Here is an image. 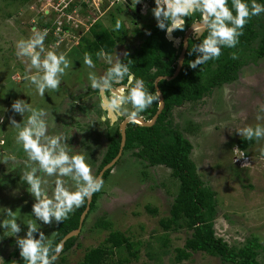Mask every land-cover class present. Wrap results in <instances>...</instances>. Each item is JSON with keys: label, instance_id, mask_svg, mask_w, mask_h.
Segmentation results:
<instances>
[{"label": "rangeland", "instance_id": "rangeland-1", "mask_svg": "<svg viewBox=\"0 0 264 264\" xmlns=\"http://www.w3.org/2000/svg\"><path fill=\"white\" fill-rule=\"evenodd\" d=\"M71 1L72 6L68 8L70 11L66 10V18L72 28L62 32L57 30L52 34L53 37L50 36L51 40L44 41L46 51L66 54L71 67L66 70L58 92L46 91L45 96L40 97L35 93L34 87H29L24 79L26 63L17 58L15 45L17 41L30 37L33 27L43 30V24H55L56 21L64 19L63 9ZM120 1L125 5L129 3L125 0ZM132 1L135 5V0ZM107 2L0 0V115L5 116L4 124L0 125V140L4 141L0 144V160L5 154H14L17 157L15 162L0 164V220L5 218L4 208H11L16 212L17 222L22 227L20 236L26 233L24 224L31 218L34 200L26 191L27 185L20 180L25 170L26 156L22 148L15 143V130L8 127L7 117L13 114L10 110L8 112L5 110L10 109L11 102L23 99L35 108L45 109L48 112L45 118L48 123V134L63 133L67 138L70 154L79 151L95 177L108 149L107 134H114L117 127L121 130V125L126 120L123 116L118 118L108 116L101 108L103 97L91 88L88 73L95 71L102 75L108 65L100 59L95 69L85 66L83 62L85 45L81 43V39L99 23L111 29L112 12L127 30V37L124 41H118L112 55L124 51L133 53L148 32L145 27L155 25L156 21L151 11L148 15H143V18L134 20L132 17L134 10L129 5L127 13L120 14L116 8L107 7L115 4L116 0ZM256 2L264 4V0ZM252 19L254 30L258 34L252 45L253 51H256L259 44L264 43L262 42L264 13ZM174 37L180 40L179 44L173 42V46L178 49L184 35L177 37L174 33ZM121 59L125 61L126 58L121 56ZM147 91L153 93L149 89ZM262 106H264V55L257 57L256 53L248 51L237 81L213 90L210 96L200 101L185 102L173 108L169 114L170 121H173L174 126L193 145L192 160L197 166L198 174L206 186L216 192L218 202L216 234L231 246L241 247L248 239H255L264 247V160L259 158L264 140L253 139L255 143L246 151L247 161L251 167L242 168V163L235 158L236 153L240 157L241 151H233L234 147H237V141L244 139L236 133L238 128L246 125L254 127L258 123L264 125V120L255 119ZM242 112L246 114L247 119L241 115ZM15 119L19 122L22 118L17 115ZM147 167L145 162L130 152L120 158L104 182L96 209L91 213L89 210L86 216L88 218L85 227L77 236V245L63 255L66 264H78L90 248H96L104 242L109 231L95 227V223L101 217L110 220L113 228L124 232L132 242L140 243L139 258H131L128 264H174V250L185 245L188 233H170L169 255L162 254L158 238L165 235L160 222L169 215L178 184L172 177L170 169L164 166ZM45 179L48 180L45 187H51L56 178ZM64 180L69 190L74 191V182L67 177ZM148 208L156 209V214ZM56 229V225L41 228L51 240L56 234ZM15 239L14 235L0 228L1 261L12 256L13 252L19 251ZM263 247L259 256L262 264ZM152 252L154 256L151 255ZM125 258H130L127 251H116L115 261ZM183 264L222 262L200 252L195 253Z\"/></svg>", "mask_w": 264, "mask_h": 264}, {"label": "clouds", "instance_id": "clouds-1", "mask_svg": "<svg viewBox=\"0 0 264 264\" xmlns=\"http://www.w3.org/2000/svg\"><path fill=\"white\" fill-rule=\"evenodd\" d=\"M128 2L127 5L142 16L148 15L151 11L156 27L164 31L168 39H172L176 31H185L187 18L200 14V20L191 25L192 38L199 39V43H195L191 51L188 50L189 56L195 55L194 60L188 61V67L193 70L200 69L210 60L218 59L222 55V48H235L248 21L264 13V4L257 3L256 0H251L250 4L245 0H231V8L228 6L229 0H154L149 8L144 0H135V5L132 4L134 3L132 0ZM121 4V7L127 8V5L120 0L107 7L117 8ZM71 6L72 1L63 9L65 17L60 19L63 22L62 30L58 29L60 26L57 21L52 24L56 25L54 30L33 27L30 37L16 42V56L26 63L24 79L29 87H34L35 93L40 97H44L46 91L58 92L66 70L71 67L66 54L46 51L44 45L48 31L54 34L57 30L66 31L63 30V26L72 28L66 18V10L70 11L68 8ZM121 27L122 23L118 19L114 31H119ZM150 34L146 32V35ZM176 43L179 44V41ZM129 55V52L124 51L120 54L115 52L113 56L101 49L96 56L105 61L108 67L102 75L90 71L88 80L91 88L103 97L101 108L108 116L113 118L123 116L129 123H137L139 117L144 119L140 116L141 113L150 108L154 102L162 106L163 101L158 90L154 94L147 91L144 81L138 79L130 70V59L128 63L122 61L121 56L125 59ZM232 59H238V56L232 53ZM83 62L89 69L96 68L90 53L85 52ZM180 64L183 67V61H180ZM106 93L111 95H105ZM9 110L13 115L7 117L8 127L15 130V143L22 148L26 156V166L20 180L27 185L26 191L33 198L34 203L31 206V218L24 224L27 229L24 236L19 235L22 227L17 222L16 212L11 208H4L5 218L0 220V228L16 237L15 244L25 264H56L62 252V245L53 246V241L41 230L42 226L59 225L67 220L70 213L80 208L86 200L90 201L93 194L102 190L104 180L102 176L92 175L91 167L79 151L70 154L71 150L63 133L48 134V123L45 119L48 112L45 109L35 108L26 100L15 99L11 102L10 109H6L5 112ZM261 113H264V106L260 107L255 116L257 121L264 120V115ZM17 115L22 118L19 122L15 119ZM241 115L247 119L245 113L242 112ZM4 121L5 116L0 115V125L4 124ZM236 133L248 141L264 140V125L259 123L254 127L246 125L238 128ZM3 143L4 141L0 140V144ZM233 151L239 152L240 149L234 147ZM236 157H238L237 153ZM239 158L242 168L252 166L247 161L248 157L245 153L241 152ZM259 158L264 160V147L260 149ZM16 160V155L5 154L0 164ZM46 177L56 178L51 187H45L48 184ZM65 177L74 182V191L66 186Z\"/></svg>", "mask_w": 264, "mask_h": 264}, {"label": "trees", "instance_id": "trees-1", "mask_svg": "<svg viewBox=\"0 0 264 264\" xmlns=\"http://www.w3.org/2000/svg\"><path fill=\"white\" fill-rule=\"evenodd\" d=\"M245 2L250 4L251 0H245ZM121 6L122 4L116 8V11L120 14H126L127 8ZM228 6L231 8V0H229ZM111 14L113 16L111 29L99 23L92 28L88 36L81 39V43L85 45L84 54L85 52L90 53L95 64L100 60L96 56L97 52L103 49L106 53L112 54L118 41H124L127 37V30L122 22L121 29L114 31L115 23L119 18H115L112 12ZM136 17L143 18L134 10L133 18ZM196 20H200L199 13L187 18L185 31H176V36L184 35ZM55 26L43 24V28L47 30H54ZM254 27V21L251 18L243 29V35L239 37V43L235 48H222V55L218 59L210 60L196 70L188 67V61L195 59V55H188V50L191 51L193 45L199 43V39L194 40L191 36L180 74L172 80H162L158 84L164 95L165 109L157 122L152 127L141 126L134 122L127 125L126 145L122 158L130 152L145 162L147 168L164 166L171 170L172 177L177 181V191L171 203L169 215L160 222L165 235L158 238L162 254L169 255L170 233H188L185 245L174 250V264H183L195 253L200 252L220 259L222 264H262L259 256L263 246L255 239H248L241 247H236L217 236L215 229V220L218 214L216 192L211 187L206 186L197 172V166L192 160V143L174 126L173 121H170L169 118L173 108L181 106L185 102L200 101L210 96L213 90L237 81L248 51L256 53L257 57L264 55V43H260L256 51L252 49V45L258 36ZM67 28L69 27L63 26V30ZM145 28L151 34L142 38L138 49L130 53L124 63H128L130 59V70L135 73L138 79L144 81L146 89L155 93V81L158 77H172L174 75L183 43L180 48L176 49L173 42L166 38L165 32L156 27V23ZM206 35L207 33H205ZM50 36L53 37L52 33L45 40H51ZM232 53H235L238 59H232ZM158 107L159 104L154 102L151 108H148L140 116L144 117L146 121H151L157 113ZM107 135L109 138L108 149L99 165L96 177L120 151L122 141L120 129L117 127L114 134L108 133ZM254 143L255 140L239 139L236 145L241 152L247 154L246 151ZM112 170L113 168L104 174V182L109 178ZM101 195L102 190L93 194L90 213L96 209L97 201ZM86 206L87 200L80 208L70 213L67 220L56 225V234L52 240L53 246L61 244L67 234L79 228L80 218ZM148 209L153 214L157 212L156 209ZM95 227L109 231V235L100 246L90 248L78 264H128L131 258H139L140 243L132 242L124 232L115 230L110 220L101 217L95 223ZM77 243L78 237L69 239L56 264H66L63 255L74 248ZM122 250L127 251L130 258L115 261L116 251ZM151 255L154 256V253L152 252ZM2 264H25V262L21 260L17 250L12 253V256L2 261Z\"/></svg>", "mask_w": 264, "mask_h": 264}, {"label": "water", "instance_id": "water-1", "mask_svg": "<svg viewBox=\"0 0 264 264\" xmlns=\"http://www.w3.org/2000/svg\"><path fill=\"white\" fill-rule=\"evenodd\" d=\"M192 35V29L191 27L186 31L185 33V36L183 38V48H182V51H181V54L179 56V59H178V65H177V68H176V71L174 73V75L172 77H169V76H161V77H158L155 81V88H156V91L158 90L161 95H160V99L163 101V105L161 106L159 104V108L157 110V113L154 115L153 119L149 122V121H145L143 118L139 117L138 119L142 122V126H146V127H152L154 126V124L157 122L159 116L161 115V113L163 112V110L165 109V100H164V95L161 91V89L159 88V82L162 81V80H172L174 78H176L181 70H182V67H181V64H180V61H183V65H184V60H185V55H186V52H187V49H188V46H189V39ZM170 42H175L178 41L176 38H174V36L172 37V39H168ZM180 42V40H179ZM128 121H124L121 125V136H122V141H121V147H120V151H119V154L109 163L107 164L101 171L100 173L98 174L97 177H103L104 174L112 169L113 167H115V165L118 163V161L120 160V158L122 157L123 155V151H124V148H125V145H126V129H127V125H128ZM92 201H93V195L90 199V201L87 200V206H86V209L85 211L83 212L81 218H80V225H79V228L75 231H72L70 232L69 234H67L63 240L61 241V245H62V252L64 251L65 249V245H66V242L73 238V237H77L82 228H83V224H84V221L86 219V216L91 208V204H92ZM62 252L60 253L59 257L61 256ZM0 264H2L1 260H0Z\"/></svg>", "mask_w": 264, "mask_h": 264}, {"label": "built area", "instance_id": "built-area-1", "mask_svg": "<svg viewBox=\"0 0 264 264\" xmlns=\"http://www.w3.org/2000/svg\"><path fill=\"white\" fill-rule=\"evenodd\" d=\"M107 0H100V3L106 2ZM128 1V0H125ZM144 3H147L148 8L154 3V0H144ZM69 6V4L67 5ZM66 7V6H65ZM58 25L60 26L58 29L62 30L61 26L63 25L62 21H59ZM236 160H238L240 162V158L239 157H235Z\"/></svg>", "mask_w": 264, "mask_h": 264}, {"label": "flooded vegetation", "instance_id": "flooded-vegetation-1", "mask_svg": "<svg viewBox=\"0 0 264 264\" xmlns=\"http://www.w3.org/2000/svg\"><path fill=\"white\" fill-rule=\"evenodd\" d=\"M261 2H262V1H261ZM134 20H136V19H134ZM196 21H199V20H196ZM196 21H195V22H196ZM188 29H189V28H188ZM188 29H187V30H188ZM185 33H186V32H185ZM185 33H184V36H185ZM183 38H184V37H183ZM182 41H183V40H182ZM117 86H118V85H117Z\"/></svg>", "mask_w": 264, "mask_h": 264}, {"label": "bare ground", "instance_id": "bare-ground-1", "mask_svg": "<svg viewBox=\"0 0 264 264\" xmlns=\"http://www.w3.org/2000/svg\"><path fill=\"white\" fill-rule=\"evenodd\" d=\"M138 124H142V122L138 119V122H137Z\"/></svg>", "mask_w": 264, "mask_h": 264}]
</instances>
